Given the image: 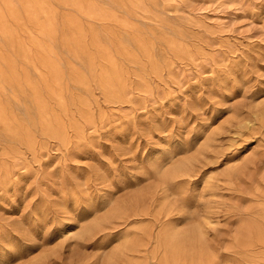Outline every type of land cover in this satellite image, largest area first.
<instances>
[{
    "label": "rangeland",
    "instance_id": "374dc122",
    "mask_svg": "<svg viewBox=\"0 0 264 264\" xmlns=\"http://www.w3.org/2000/svg\"><path fill=\"white\" fill-rule=\"evenodd\" d=\"M0 264H264V0H0Z\"/></svg>",
    "mask_w": 264,
    "mask_h": 264
}]
</instances>
